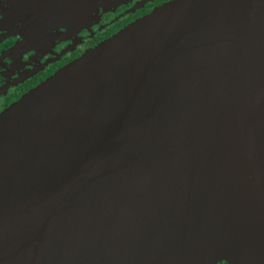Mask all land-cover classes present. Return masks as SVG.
<instances>
[{
  "label": "water",
  "instance_id": "water-1",
  "mask_svg": "<svg viewBox=\"0 0 264 264\" xmlns=\"http://www.w3.org/2000/svg\"><path fill=\"white\" fill-rule=\"evenodd\" d=\"M263 106L264 0L121 30L0 114V264L236 259ZM249 148L264 186V119Z\"/></svg>",
  "mask_w": 264,
  "mask_h": 264
},
{
  "label": "flooded vegetation",
  "instance_id": "flooded-vegetation-1",
  "mask_svg": "<svg viewBox=\"0 0 264 264\" xmlns=\"http://www.w3.org/2000/svg\"><path fill=\"white\" fill-rule=\"evenodd\" d=\"M173 1L0 0V114L91 49ZM263 119L264 111L246 138L244 161L252 186L241 200V229L231 231L229 224L225 231L237 232L243 240L238 247L224 243L226 253L234 252L236 259L228 255L212 264H264V186L253 183L257 177L250 168L249 148Z\"/></svg>",
  "mask_w": 264,
  "mask_h": 264
},
{
  "label": "rangeland",
  "instance_id": "rangeland-1",
  "mask_svg": "<svg viewBox=\"0 0 264 264\" xmlns=\"http://www.w3.org/2000/svg\"><path fill=\"white\" fill-rule=\"evenodd\" d=\"M238 264H242V263H239V262H237Z\"/></svg>",
  "mask_w": 264,
  "mask_h": 264
}]
</instances>
